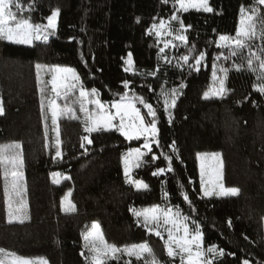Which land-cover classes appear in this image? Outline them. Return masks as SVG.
<instances>
[{"label": "trees", "instance_id": "obj_1", "mask_svg": "<svg viewBox=\"0 0 264 264\" xmlns=\"http://www.w3.org/2000/svg\"><path fill=\"white\" fill-rule=\"evenodd\" d=\"M21 3L27 8L32 0ZM209 4L211 13L190 10L180 14L185 26H191L186 32L188 47L195 45L189 63H194L199 53L206 54L207 66L195 71L187 65L175 67L182 63L179 57L189 54L188 48L179 45L162 53L156 37L148 32L153 23L177 14L172 0L167 4L163 0H35L32 21L46 24L47 17L59 9V25L47 43L31 47L4 43L1 47L4 114L0 115V145H22L30 219L8 222L0 172V248L26 258H44L49 264H87L81 255L85 252L81 234L98 222L108 242L123 247L146 241L160 261L172 264L164 241L137 223L130 209L174 205L200 224L206 246L224 250L225 255L214 264H243L244 260L264 264V95L254 90L252 73L234 70L233 61L243 64V59H216L221 53L228 54L227 49L216 47L219 35L235 36L240 8L253 6L255 0H209ZM128 53L135 69L155 71L156 75L125 72ZM215 62L230 69L227 92L223 98L205 100ZM38 63L75 69L84 87L98 89L105 104L118 101L127 92L153 105L160 144L153 145L135 171V178L147 183L149 190H136L123 174L125 152L140 147L142 140L128 141L115 131L92 133V143L87 144L82 141L87 133L81 121L62 117L58 123L63 158L54 159L55 132L52 128L51 136L45 135ZM125 80L128 89L123 86ZM182 83L186 86L180 88ZM172 88L180 89L181 94L169 122L160 92ZM206 152L222 154L223 183L238 188L237 197L202 196L198 154ZM164 155L172 157L173 172L167 171ZM159 168L165 172L153 175ZM53 172L67 174L70 179L56 185ZM180 185L195 212L183 199ZM69 191L76 211L67 214L62 201ZM163 191L169 193L168 200ZM132 264L142 262L132 259Z\"/></svg>", "mask_w": 264, "mask_h": 264}, {"label": "snow or ice", "instance_id": "obj_2", "mask_svg": "<svg viewBox=\"0 0 264 264\" xmlns=\"http://www.w3.org/2000/svg\"><path fill=\"white\" fill-rule=\"evenodd\" d=\"M163 3H169V0H163ZM264 0H255V4L251 7L240 8L239 27L235 36L219 35V42L216 47L227 49L228 54L223 53L217 55L216 59L223 58L225 61L231 58H240L244 60L243 64L233 61L235 71H247L254 75L256 83L254 90L264 95ZM172 7L177 14L172 15L168 21L161 20L159 23H153L148 30L149 34H154L157 39L163 33H167L173 40L180 41L182 45L188 48L189 54L179 57L182 63H177L175 67L183 68L187 65L190 70H200L202 61L205 60L204 52L195 56V62L189 63L190 55L195 49V45L188 47V38L185 34L191 27L185 26L181 13H187L189 10L206 13L213 12V8L209 6V0H172ZM35 10V0L25 8L21 0H0V40L10 42L17 45L33 46L35 42L47 43L50 37L56 35L57 18L59 17V9L52 12L47 17V23H34L31 19V11ZM28 12L29 15H24ZM139 22V21H138ZM177 25L173 27V23ZM169 46L175 47L171 40L166 41L164 48ZM256 51H253V49ZM164 52V49H161ZM166 63H171L166 56H162ZM127 65L125 72H132L133 75H152L156 72L143 73L134 68L133 57L128 53L125 60ZM36 74L38 84L41 85L39 91L41 94V110L43 112L45 106L50 110L51 124L55 132V156L54 159H62L60 150V129L59 119L67 116L69 119L80 120L83 124V131L87 135L82 137V141L87 144L92 143L90 138L92 133L118 132L126 140H140L143 138V148L149 153L152 152V143L155 142L159 147L158 128H157V110L153 105L147 102L144 97L133 93L131 96L127 92L120 96V99L110 105H106L99 97L100 92L96 88L86 89L81 81L80 76L75 69L67 67H50L47 65L36 64ZM229 68L223 65L214 66L212 70V86L208 91L204 92L205 100L213 97H220L226 94L225 81L227 80ZM222 73L218 76L217 73ZM51 74V80L46 81L43 75ZM51 84L50 91L54 93L52 98L46 100V88ZM125 89L129 88V81L125 80L123 84ZM183 83L180 88L185 87ZM180 93V89L172 88L161 89L160 95L164 100V111L168 112L170 108H174L176 98ZM63 101V103H59ZM137 104L142 105L146 109V113L142 114L141 108ZM82 113V117L78 115ZM4 114L3 101L0 99V115ZM151 119L146 120L145 117ZM47 120L45 116V135L47 136ZM169 122H171V113L169 112ZM84 147V144H81ZM173 151H177L175 144L171 145ZM87 151V149H85ZM146 155L140 148H134L126 152L123 156L124 175L126 182L134 185L137 190H149V185L142 180H136L132 177V170L142 166V158ZM152 159H156L155 156ZM164 159L168 161V172H173L171 160L172 157L164 155ZM200 186L204 196H238L239 189L235 187H225L223 183V164L220 160V153H200ZM146 163V161L144 162ZM0 172L4 179V191L7 198V214L8 222L19 221L23 223L28 218V204L25 199L26 183L24 179V157L22 145L19 143H10L0 145ZM165 172L164 168H159L153 172V175H160ZM61 174L52 173V182L60 183ZM70 179V177H63ZM183 199L188 202L189 207L195 212V207L186 192L183 191V185H180ZM165 200L169 199L167 191L162 192ZM69 192L63 203L66 204L65 212H75L76 206L69 199ZM137 223H142L143 227L149 234L161 238L164 241L166 254L172 261V264H214L219 258L225 255L223 249L215 245L205 246L204 233L200 224L191 216L184 214L183 210L174 205H154L149 208L130 209ZM231 226V221L228 222ZM88 226H86L87 228ZM166 234V239H165ZM84 240L85 252H81L85 256L87 264H111L116 261L117 264H132V258L142 264H164L155 255L154 250L148 242L132 243L119 247L108 242L100 228L98 222H94L90 229L82 234ZM127 257V260H124ZM0 264H47L44 258H26L15 252L0 248ZM243 264H249L244 260Z\"/></svg>", "mask_w": 264, "mask_h": 264}, {"label": "rangeland", "instance_id": "obj_3", "mask_svg": "<svg viewBox=\"0 0 264 264\" xmlns=\"http://www.w3.org/2000/svg\"><path fill=\"white\" fill-rule=\"evenodd\" d=\"M209 6H210V4H209ZM211 7V6H210ZM262 8H264V6H261ZM190 11V10H189ZM201 12H203V11H201ZM60 13V12H59ZM206 13V12H205ZM59 16H60V14H59ZM169 20V18L168 19H165V20H163V21H168ZM173 23V27H176L177 25L175 24V22H172ZM58 25H59V17L57 18V30H58ZM239 27V26H238ZM57 32V31H56ZM186 34V33H185ZM154 35V34H153ZM155 36V35H154ZM54 36H52V37H50V39L51 38H53ZM156 37V36H155ZM49 39V40H50ZM156 39H157V37H156ZM169 40H171L172 41V43L173 44H175L176 46L175 47H172V46H169L168 48H164V44H165V42L166 41H169ZM157 41H158V43H159V45L161 46V49L163 48L164 49V52H166V51H168V50H172V51H174L176 48H177V46H179V45H182L181 43H180V41H177V40H173L172 39V37L171 36H168L167 35V33H163L162 35H161V37L159 38V39H157ZM219 42V39H218V41H217V43ZM4 43H10V42H7V41H3V40H0V53H1V47H2V45L4 44ZM35 43H40L39 41L38 42H35ZM34 43V44H35ZM10 44H12V43H10ZM14 45H17V44H14ZM20 46H25V47H31V46H28V45H20ZM207 64H208V62L207 61H202V63H201V66H200V70L203 68V67H206L207 66ZM214 66H217L216 65V62L213 64V67ZM50 67H57V66H50ZM58 67H61V66H58ZM67 68H69V67H67ZM77 73V72H76ZM218 74V76H222L223 74L222 73H217ZM42 75H43V78L46 80V81H50L51 80V74H48V75H44L43 73H42ZM227 81V80H226ZM226 81H225V88H226ZM212 84H213V81H212ZM39 86L41 87V85L39 84ZM212 86V85H211ZM50 89H51V84L49 83L48 85H47V88H46V100H45V104L47 105V99H50V98H52V96L54 95V93H52L51 91H50ZM226 95V94H225ZM225 95L223 96V97H225ZM179 96V95H178ZM178 98L179 97H177L176 98V101L178 100ZM213 98H220V97H213ZM59 103H63V101H59ZM106 105H110V104H106ZM176 105V104H175ZM137 107H138V105H137ZM171 109L172 108H170L169 109V111H168V113L171 111ZM44 120H45V116H47L48 117V120H47V125H48V128H47V135H48V137H50L51 136V130H52V128H53V126H52V124H51V118H50V116H51V114H50V110L48 109V107L47 106H45V108H44ZM78 114H80L79 112H78ZM82 114V113H81ZM66 116V115H65ZM65 116H62V117H65ZM61 117V118H62ZM67 117V116H66ZM60 118V119H61ZM59 119V120H60ZM59 122V121H58ZM45 123V122H44ZM140 140H142V143H141V146L140 147H136V148H140L141 149V151L142 152H145V153H148V151H147V149H144L143 148V143H144V140H143V138L142 139H140ZM132 141H136V140H132ZM155 144V142H153L152 143V149H153V145ZM131 149H134V148H131ZM131 149H129V150H131ZM129 150H127L126 152H128ZM125 152V153H126ZM206 153H217V152H206ZM143 159V158H142ZM220 160H221V162H222V164H223V158H222V154L220 153ZM122 165H123V174H124V164H123V160H122ZM198 165H199V172H200V160L198 159ZM223 168H224V164H223ZM138 168H134L133 170H132V177H133V179H136V180H138L137 178H135V171L137 170ZM222 171H223V169H222ZM58 173H60L61 174V177L59 178L60 179V183L59 184H56V185H60V184H62L65 180H67V179H64L63 177H69V175H67V174H63V173H61V172H58ZM124 177H125V175H124ZM24 179H25V183H26V176H25V171H24ZM53 179V178H52ZM126 179V178H125ZM134 188H135V186L134 185H132ZM226 187V186H225ZM26 189H27V185H26ZM136 189V188H135ZM137 190V189H136ZM138 191H145V190H138ZM69 192H71V191H69ZM68 192V193H69ZM67 193V194H68ZM66 194V195H67ZM239 194H240V191H239ZM65 195V196H66ZM202 196L203 197H205V198H207V199H209V198H230V197H237V196H216V195H213V196H211V197H207V196H204L203 195V192H202ZM65 198V197H64ZM64 198H63V201H64ZM25 199H26V201H27V204H28V212H27V216H28V218L27 219H25L24 220V222H27V221H29V219H30V213H29V203H28V198H27V190H26V193H25ZM70 200H71V202L73 203V200H72V192H71V196H70V198H69ZM63 201H62V210H63V212L64 213H67V214H70V213H73V212H65L64 211V208H65V206H66V204L65 203H63ZM162 207V206H161ZM149 208V207H148ZM12 223H20L19 221H14V222H12ZM139 224H141L142 225V223H139ZM99 225H100V223H99ZM100 228H101V230H102V227H101V225H100ZM103 232V231H102ZM154 235V234H153ZM155 236V235H154ZM157 237V236H156ZM159 238V237H158ZM167 237H166V234H165V239H166ZM204 244H205V240H204ZM205 246H206V244H205ZM85 254H87V252H86V249H85ZM124 259L125 260H127L128 258L127 257H124ZM132 259H135V258H132ZM47 261V260H46ZM215 262V261H214ZM47 264H49V262L47 261ZM176 264H179V262L178 263H176ZM249 264H254V263H252V262H250L249 261Z\"/></svg>", "mask_w": 264, "mask_h": 264}]
</instances>
